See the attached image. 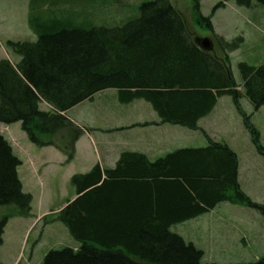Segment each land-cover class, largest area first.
Instances as JSON below:
<instances>
[{"label":"trees","instance_id":"trees-1","mask_svg":"<svg viewBox=\"0 0 264 264\" xmlns=\"http://www.w3.org/2000/svg\"><path fill=\"white\" fill-rule=\"evenodd\" d=\"M224 1L264 5V0ZM194 12L198 25L204 27L203 22L211 30L197 3ZM31 13L28 24L36 40L5 42L19 60H0V123H20L34 146L54 147L70 162L86 129L73 130L67 111L114 89L120 103L144 100L162 123L190 130H197L218 98L229 96L264 156L250 116L239 104L245 97L254 111L264 106V65L239 62L240 85L229 66L227 54L240 47L242 38L217 40L224 59L200 50L168 0L143 2L137 17L112 28H73L38 8ZM41 103L49 110H40ZM20 164L0 135V206H14L16 215L30 217L31 196L22 190ZM237 168L231 148L208 138L205 146L176 149L153 162L122 152L112 169L96 164L74 174L70 182L77 197L56 218L79 246L50 250L40 264H216L203 263V252L170 228L220 203L243 205L264 216V205L240 189ZM9 217L0 221V244ZM235 264H264V256Z\"/></svg>","mask_w":264,"mask_h":264},{"label":"rangeland","instance_id":"rangeland-1","mask_svg":"<svg viewBox=\"0 0 264 264\" xmlns=\"http://www.w3.org/2000/svg\"><path fill=\"white\" fill-rule=\"evenodd\" d=\"M146 1L151 0H0V21L6 20L0 24V42L5 48L6 39L35 41L36 35L29 27L28 17L29 12L34 16L37 8L42 15L65 19L73 28H112L137 17L140 5ZM168 1L194 38L209 39L213 46L211 54L224 59L217 40L231 42L242 38L240 47L227 54L231 74L237 85L241 84L237 68L239 62L264 65V5L255 1L249 6H239L234 1L224 0ZM195 3L201 16L209 19L211 30L203 22L204 27L198 25ZM220 3L222 6L216 8ZM5 50L7 59L18 61V56ZM3 56L4 52L0 49V60ZM239 104L250 116V123L258 134L257 140L264 147V106L254 111L245 97L240 99ZM39 109L48 111L49 107L41 103ZM66 114L75 125L73 130L86 129L84 131L91 133L95 139L100 137L97 131L106 133L118 120L128 121L149 117L150 114L158 117L144 100L120 103L114 89L96 93L92 99L77 104ZM201 126L206 133L179 127L180 133L171 130L167 136L185 147L204 146L208 138L228 145L237 156L240 189L252 202L264 205V156L258 152L231 97L218 98L215 110L202 120ZM0 135L9 142L15 156L23 161L17 168L19 180L25 186L23 192H31L34 196L31 202L33 216L30 217L16 215L14 206H0V221L4 216H11L1 236L0 263L40 264L50 250L78 247L79 243L57 220L56 213L40 214L60 208L74 193L70 178L88 171L90 160L84 153L90 151V145L86 137L80 139V151L72 163L57 161L65 159L59 151L51 157L50 161L55 163L48 165L49 170L43 177L45 183L40 184L30 175L29 163L25 161L30 155H35L33 150L38 148L27 140L20 123H0ZM21 147L27 152H22ZM41 192H44V196L39 197ZM175 232L203 252V263H249L264 256V216L243 205L220 204L200 219L177 226Z\"/></svg>","mask_w":264,"mask_h":264},{"label":"crops","instance_id":"crops-1","mask_svg":"<svg viewBox=\"0 0 264 264\" xmlns=\"http://www.w3.org/2000/svg\"><path fill=\"white\" fill-rule=\"evenodd\" d=\"M5 21L6 20L0 21V24ZM7 40L8 39L4 41L6 42ZM0 49H2V51L4 52L3 59H7L8 53L5 50V48H3V45L1 44V42H0ZM216 105L214 109L212 110V112L215 110ZM206 117L201 118L199 120L198 125H197L198 128L197 130H192L193 132L203 131L204 133H206L205 129L201 126L202 120H204ZM118 121L119 122H116L113 128H111L110 130H107L106 133L97 131L100 134V137H98L97 139H95L91 133L84 131L80 135L79 139L77 140L75 144V153H74L73 159L70 162H66V157H65V159L64 158L57 159V161L60 162L61 160H65V163H72L79 154V151H80L79 141L84 136L86 137V140H88L89 145H90V151L87 153H84L86 156L89 157V160H90L88 171L96 164H98L101 169L114 168L122 152L140 153V154L145 155L149 161L153 162L156 159L176 149L189 148L185 146H180L174 139H170V137L167 136V134H171V130H173L176 133H180V131L177 128L179 127L184 128V127L162 123L159 117H156L153 114H150L149 117L134 118V119H129L128 121H124V120H118ZM199 147H202V146H199ZM21 151L27 152V150H25L24 147H21ZM57 151L59 150L54 147L38 148L36 150H33L35 155L32 154L25 160V161H28L29 163L28 166H29L30 175L38 183L40 184L45 183V180L43 179V177L45 176V173L49 170L48 165L50 163H55V162H51L50 159L52 156L53 157L55 156ZM20 161H21V164L19 166H21L23 163L22 160ZM21 184H22V190H23L25 188L23 181ZM26 193L31 196V202H32L34 199L33 194L31 192H26ZM41 193L42 194H40L39 197L44 196V192H41ZM76 197H77V194L74 188V193L72 194V196L66 199V202L60 208L55 209V210L45 211L41 213L40 215L53 213V212L57 214L62 209V207H64L68 202L74 200ZM220 204H223V203H220ZM220 204H218L217 206H219ZM30 207H31V204H30ZM213 210H211L210 212H212ZM31 212H32V207H31ZM31 212H30V216H33ZM206 214H203L202 216ZM202 216L187 220L179 224H175L171 226L170 230L178 234L177 232H175V230L177 229V226L187 224L191 221L200 219Z\"/></svg>","mask_w":264,"mask_h":264},{"label":"water","instance_id":"water-1","mask_svg":"<svg viewBox=\"0 0 264 264\" xmlns=\"http://www.w3.org/2000/svg\"><path fill=\"white\" fill-rule=\"evenodd\" d=\"M193 42L196 44V46L200 50H203L205 52H210L213 49V46H212L211 42L207 38H205V39L194 38Z\"/></svg>","mask_w":264,"mask_h":264}]
</instances>
